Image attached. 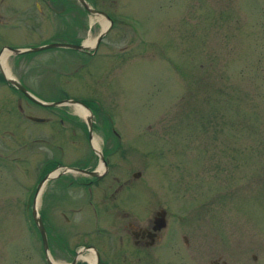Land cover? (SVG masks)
Here are the masks:
<instances>
[{"label":"rangeland","instance_id":"rangeland-1","mask_svg":"<svg viewBox=\"0 0 264 264\" xmlns=\"http://www.w3.org/2000/svg\"><path fill=\"white\" fill-rule=\"evenodd\" d=\"M130 5L131 17L114 18L111 11L125 12L126 0H100L111 24L91 55L97 57L113 38L117 49L130 46L129 60L117 58L110 67L97 60L89 68L94 72L82 79V68L69 73L78 53L50 47L7 58L13 77L41 100L57 99L63 91L80 96L92 86L105 105L116 108V127L131 145L125 160L108 163L103 178L139 171L133 203L142 202L143 187L173 212L184 232L192 234L196 226L199 233L239 238L244 264H264V0H131ZM93 18L54 15L43 20L47 30L22 31L11 47L76 40L92 24L106 25L102 16L98 22ZM76 21L86 30L73 29ZM8 96L10 89L0 83V264H42L40 245L30 235L35 187L46 170L71 166L73 151L83 153L88 144L81 138L67 143L59 132H51L49 142L32 141V133L52 128L26 119L43 109L21 94L18 117ZM65 108L73 110L70 104ZM65 182L63 173L42 181L37 208L43 215L53 196L58 203L68 200Z\"/></svg>","mask_w":264,"mask_h":264},{"label":"flooded vegetation","instance_id":"flooded-vegetation-1","mask_svg":"<svg viewBox=\"0 0 264 264\" xmlns=\"http://www.w3.org/2000/svg\"><path fill=\"white\" fill-rule=\"evenodd\" d=\"M80 1L0 0V52L10 51L5 57L8 74L0 65V83L10 89L12 96H8L7 100H14L12 106L18 112V117L21 115L20 95L23 93L7 81V77L15 79L7 58L17 54L12 49L21 47H11L14 46L10 42L11 39L14 42V37L27 29L47 30L48 25L44 21L54 15L76 20L85 18L88 21L90 17H95L97 22L100 13L105 14L104 18L109 19L111 16L100 10V0H82L84 4ZM130 2L131 0H126L125 12L112 10V17H118L122 13L127 18L131 17ZM21 19L24 20V27ZM72 23L73 29L86 30L78 21ZM53 29L59 31L60 27ZM107 30L108 28L102 29L100 23L92 24L91 30L83 37L64 42L80 46L72 48L78 56L70 62V66L74 67L70 74L82 68L84 73L81 78L87 79L94 72L89 70L91 64L97 63V60L110 67L117 58H131L130 46L124 45L117 49L115 42L111 41L113 38L104 43L97 57L91 56L92 51L97 50L103 32ZM103 74L105 76V73ZM29 93L41 100L35 92ZM62 93L57 99L42 100L48 103L59 102L51 106L42 105L26 97L32 104L44 110V113L28 114L26 119L28 116L39 118L40 121L28 120L37 126L52 127L32 133V141L49 142L50 133L59 132L67 143L73 144L81 138L88 144L83 153L73 151L75 156L71 166L58 165L50 169V172H44L49 176L61 173L66 176L64 186L70 190L66 202L58 203L56 195L53 196L55 201L48 205L47 215H43L40 208H37V200L41 191L39 185L47 175L39 180L35 187L33 201L29 207L30 235L40 245L42 264H244V243L239 238L205 234V231L199 233L196 226L192 227V234L184 232L181 230L180 220L173 216V212L160 205L158 198H150L149 195L153 197V194L143 187L140 188L142 202L139 205L133 203V178H141L139 171H131L128 175H118L115 172L103 178L108 163L116 162V158L125 160L128 147L131 146L128 145L127 139L121 138L120 128L116 127V116L119 113L116 108L105 105L102 100L105 102L106 99L98 95L92 86L80 96L70 97L67 92ZM65 100L76 101V104L86 111V115H80L74 109H66L69 105L64 103ZM44 153L45 157L49 156L46 151L42 154ZM42 154L35 155L34 158H42ZM223 158L221 162L225 169L222 177H225L228 175V161L226 157ZM34 162L36 163L37 159H34ZM45 162L40 165L39 171L45 169ZM160 194L163 197L164 190ZM33 208L36 211L34 215ZM37 218H40L44 229V243ZM177 246L184 251H180ZM165 248L168 250L165 251ZM250 258L255 260V254L251 253Z\"/></svg>","mask_w":264,"mask_h":264},{"label":"water","instance_id":"water-1","mask_svg":"<svg viewBox=\"0 0 264 264\" xmlns=\"http://www.w3.org/2000/svg\"><path fill=\"white\" fill-rule=\"evenodd\" d=\"M82 4L83 1L81 0L80 1ZM86 8H88L86 6ZM101 15H105L104 13H100ZM108 25L109 26L111 24V21L108 20ZM69 47V48H80V46H75L74 44H71V43H60V42H53V43H47V44H43V45H40V46H35V47H28V48H17V49H12L15 53H20V52H26V51H37V50H41V49H45V48H50V47ZM7 81L12 85L14 86L16 89L20 90L27 98L29 99H32V100H35L37 101L38 103L42 104V105H48V106H51V105H54V104H59V102H53V103H48V102H44V101H41L39 99H36L34 98L25 88L24 86H22L18 81H16L15 79L13 78H10V77H7ZM65 104H76L77 102L76 101H72V100H65L64 101ZM30 119H38L40 121L39 118H34V117H30L28 116ZM35 209L33 208L32 210V213L33 215L35 214ZM37 221H38V229H39V232H40V235L42 236V241L43 243L45 242V237H44V229H43V226H42V223L40 221V218H37Z\"/></svg>","mask_w":264,"mask_h":264},{"label":"bare ground","instance_id":"bare-ground-1","mask_svg":"<svg viewBox=\"0 0 264 264\" xmlns=\"http://www.w3.org/2000/svg\"><path fill=\"white\" fill-rule=\"evenodd\" d=\"M93 18V17H92ZM97 18V17H96ZM94 19V18H93ZM101 19V18H100ZM101 23H102V25L104 26L105 24H107L108 23V20H106L105 18H102L101 20ZM92 37V36H91ZM90 37V38H91ZM8 51H5L2 55H1V57H0V62L2 63V65L4 66V68H5V70L7 71V73H8V69H7V66H6V63H5V57H6V53H7ZM83 106V105H82ZM73 109H74V111L76 112V113H78V114H80V115H82L83 113L85 114L86 113V111L85 110H83L82 108H81V106H79V105H77V104H73ZM86 115V114H85ZM97 141V140H96ZM94 143V142H93ZM57 263V262H56Z\"/></svg>","mask_w":264,"mask_h":264}]
</instances>
